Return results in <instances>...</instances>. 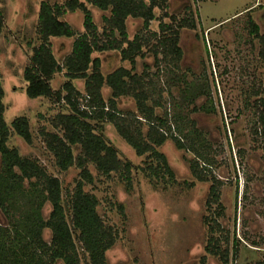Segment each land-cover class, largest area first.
I'll return each instance as SVG.
<instances>
[{
  "label": "trees",
  "instance_id": "1",
  "mask_svg": "<svg viewBox=\"0 0 264 264\" xmlns=\"http://www.w3.org/2000/svg\"><path fill=\"white\" fill-rule=\"evenodd\" d=\"M92 7L110 13L104 16V31L94 21L92 11L80 0H68L64 4L42 1L40 5L37 34L39 44L33 47L30 64L24 71L26 93L30 99L47 98L62 104L61 110L51 123L55 132L40 129L46 148L55 158L61 172L72 168L80 171V179L72 192L63 195L62 181L50 175L37 159L22 157L19 150L10 146V136L15 134L27 144L33 143L30 122L27 117L14 119L11 127L5 120L4 89L0 77V264H107V254L116 245L118 232L108 225L99 213L97 197L86 191L95 182L91 171L110 179L116 175L127 190L133 189V172L140 170L152 180L174 182L175 175L167 156L160 149L172 141L175 147L190 153V171L198 182H211L207 210L218 218L206 216L209 237L205 247L207 256L217 258L221 264H230L239 255L240 241L231 240V233L222 227V186L217 176L211 175L215 164L212 143L199 129L193 113L210 114L208 102L196 105L203 97L210 100L209 93L199 91L190 94L191 85L184 77L177 81L186 83L184 104L172 93L175 74L181 70L183 49L180 46L181 29H196L192 18L171 24L162 20L158 32L137 34L130 40L127 23L130 19L142 20L143 30L149 33L156 20V9H166L169 0H87ZM264 9V6H263ZM84 14L85 32L78 34L62 17L75 12ZM248 10L247 12H249ZM167 13L164 17H168ZM249 34L261 44L264 56V34L252 17L249 18ZM177 23V26L175 24ZM5 27L0 10V35ZM54 38L74 39L72 50L61 64L53 51ZM152 47L158 71L152 73L148 66L141 74L136 72L137 58L144 57V47L152 39ZM119 52L123 61L131 63V69L120 67L104 75L102 61L96 53ZM159 56L161 58H159ZM163 66V68H162ZM64 73L63 89L54 91L51 82L55 75ZM76 81H84L80 91ZM111 91L106 100L104 88ZM264 90L253 89L246 97V107L251 108L254 123L251 127L253 142L264 146ZM168 93L170 100L165 98ZM123 98L134 101L136 111H122L119 102ZM255 98L254 102L251 100ZM173 105L172 112L167 108ZM193 108L188 114L183 108ZM188 106V107H187ZM163 111L161 116L159 113ZM106 125H111L136 153L146 156L144 167L137 168L123 160L119 150L105 136ZM242 159L245 150H238ZM51 207L48 218L44 210ZM123 212V207L120 206ZM46 230L51 239L44 237ZM80 245V247H79Z\"/></svg>",
  "mask_w": 264,
  "mask_h": 264
},
{
  "label": "rangeland",
  "instance_id": "2",
  "mask_svg": "<svg viewBox=\"0 0 264 264\" xmlns=\"http://www.w3.org/2000/svg\"><path fill=\"white\" fill-rule=\"evenodd\" d=\"M42 1L0 0L5 23L0 35L5 120L11 127L15 118H28L33 143L27 144L11 134L9 144L18 149L22 157L37 159L50 175L59 178L64 198H67V193L72 192L80 179V171L72 168L61 172L40 136L41 128L55 132L51 120L64 107L47 98L30 99L24 80L33 47L39 44L37 27ZM44 1L62 5L68 0ZM80 1L92 11L99 32L103 33V18L110 13L92 7L87 0ZM263 6L264 0H169L166 9L155 10L156 20L151 23L149 33L143 30L142 20L130 19L127 23L130 40L137 34L148 35L149 39L150 33L159 34L161 20L171 24V17H176V22L192 18L197 25L194 30L184 28L180 31V46L184 53L181 70L174 75L163 74L162 78L174 77L172 93L180 104L185 102L183 90L187 87L186 83L177 81L182 76L190 82V94L202 90L211 98L203 97L195 103L201 106L208 102L210 114L193 113L191 117L213 146L216 161L210 178L214 175L223 182L224 213L219 222L230 231L232 241L234 237L240 241L239 255L230 264H264V146L252 140L254 116L251 108L246 107L247 94L258 87L264 90V56L259 41L249 34L248 22L252 17L264 34ZM165 13L169 16L162 18ZM62 20L71 24L78 34L85 32L82 12L69 13ZM51 42L54 54L62 64L72 50L74 39L54 38ZM156 44L157 39L150 40L143 49L144 57L136 59L137 73L141 74L145 66L152 73L158 71L152 50ZM94 57L101 59L104 75L120 67H132L116 51L96 53ZM65 82L64 73H58L51 82L53 90H62ZM75 85L84 91V81H76ZM103 96L106 100L111 96L106 87ZM164 96L170 100L168 93ZM193 106L183 110L188 114ZM119 108L136 111L130 98L121 99ZM167 108L172 112L173 105L168 103ZM159 114L162 116L163 111ZM105 136L119 150L123 160L137 168L145 166L146 156L138 157L113 126L106 125ZM239 149L245 150L242 159ZM160 151L168 158L175 175L174 182L151 181L137 169L133 172V189L129 191L116 175L108 179L91 167L95 182L88 185L86 191L97 197L101 217L118 232L117 243L107 254V264H202L209 237L204 218H218L215 207L213 213L207 210L211 182L194 179L190 171L193 156L178 150L172 141ZM50 211L51 207L47 205L46 218ZM0 220L4 222L1 212ZM44 237L50 241L51 232L46 230ZM206 264L221 262L207 256Z\"/></svg>",
  "mask_w": 264,
  "mask_h": 264
}]
</instances>
